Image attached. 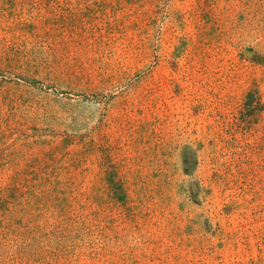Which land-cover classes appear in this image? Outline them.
Segmentation results:
<instances>
[{
    "label": "rangeland",
    "instance_id": "1",
    "mask_svg": "<svg viewBox=\"0 0 264 264\" xmlns=\"http://www.w3.org/2000/svg\"><path fill=\"white\" fill-rule=\"evenodd\" d=\"M0 264H264V0H0Z\"/></svg>",
    "mask_w": 264,
    "mask_h": 264
},
{
    "label": "bare ground",
    "instance_id": "2",
    "mask_svg": "<svg viewBox=\"0 0 264 264\" xmlns=\"http://www.w3.org/2000/svg\"><path fill=\"white\" fill-rule=\"evenodd\" d=\"M248 55H250V54L248 53Z\"/></svg>",
    "mask_w": 264,
    "mask_h": 264
}]
</instances>
